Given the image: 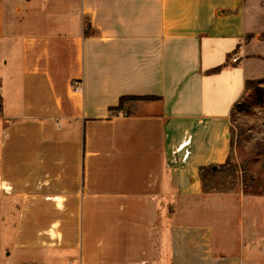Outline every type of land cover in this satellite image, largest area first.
Instances as JSON below:
<instances>
[{"label": "crops", "instance_id": "0c3cea01", "mask_svg": "<svg viewBox=\"0 0 264 264\" xmlns=\"http://www.w3.org/2000/svg\"><path fill=\"white\" fill-rule=\"evenodd\" d=\"M248 2L0 0V264H264V195L203 180L264 73Z\"/></svg>", "mask_w": 264, "mask_h": 264}, {"label": "rangeland", "instance_id": "374dc122", "mask_svg": "<svg viewBox=\"0 0 264 264\" xmlns=\"http://www.w3.org/2000/svg\"><path fill=\"white\" fill-rule=\"evenodd\" d=\"M248 23L258 41L251 50L254 56L264 60V0H249ZM248 88L241 102L231 115V150L228 160L215 173L205 172L204 189L213 193L264 195V73ZM170 215V213H169ZM236 218V216L234 217ZM218 231V224H214ZM235 226V223L233 224ZM233 231L237 229L233 227ZM11 234L6 225L7 240ZM15 257V264H24ZM68 264L69 259L61 261ZM48 264H55L50 262Z\"/></svg>", "mask_w": 264, "mask_h": 264}, {"label": "trees", "instance_id": "16d2710c", "mask_svg": "<svg viewBox=\"0 0 264 264\" xmlns=\"http://www.w3.org/2000/svg\"><path fill=\"white\" fill-rule=\"evenodd\" d=\"M219 70H220V67L214 69V71H219ZM253 83H254V82H252V81H248V82H247V88L252 87V84H253ZM126 99H127V97H123V98H121L120 105H119L116 109H121V108H123L124 105H125V100H126ZM241 105H243V104H242V102L240 101V102L236 103L235 108L238 107V106H241ZM220 167H222V166H220ZM205 172L215 173L216 171H214V170L212 169V167H209V168H207V169L205 170ZM205 172H204V174H203V177H204V175H205Z\"/></svg>", "mask_w": 264, "mask_h": 264}, {"label": "built area", "instance_id": "2783aa9c", "mask_svg": "<svg viewBox=\"0 0 264 264\" xmlns=\"http://www.w3.org/2000/svg\"><path fill=\"white\" fill-rule=\"evenodd\" d=\"M233 61H234V62H237V61H238V58H237V57H234V58H233ZM70 264H74V263L71 262Z\"/></svg>", "mask_w": 264, "mask_h": 264}, {"label": "water", "instance_id": "95a60500", "mask_svg": "<svg viewBox=\"0 0 264 264\" xmlns=\"http://www.w3.org/2000/svg\"><path fill=\"white\" fill-rule=\"evenodd\" d=\"M218 166H213V169H216Z\"/></svg>", "mask_w": 264, "mask_h": 264}]
</instances>
